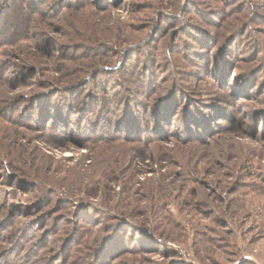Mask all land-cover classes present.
<instances>
[{
  "label": "rangeland",
  "instance_id": "1",
  "mask_svg": "<svg viewBox=\"0 0 264 264\" xmlns=\"http://www.w3.org/2000/svg\"><path fill=\"white\" fill-rule=\"evenodd\" d=\"M0 264H264V0H0Z\"/></svg>",
  "mask_w": 264,
  "mask_h": 264
}]
</instances>
